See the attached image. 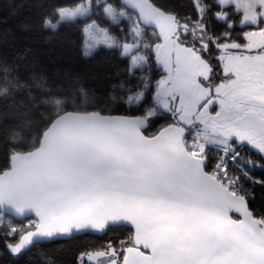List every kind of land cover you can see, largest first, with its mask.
I'll return each mask as SVG.
<instances>
[{"label": "snow or ice", "instance_id": "6c2138e0", "mask_svg": "<svg viewBox=\"0 0 264 264\" xmlns=\"http://www.w3.org/2000/svg\"><path fill=\"white\" fill-rule=\"evenodd\" d=\"M40 23L127 64L98 94L0 61L9 253L92 234L75 264H264V0H53Z\"/></svg>", "mask_w": 264, "mask_h": 264}, {"label": "trees", "instance_id": "16d2710c", "mask_svg": "<svg viewBox=\"0 0 264 264\" xmlns=\"http://www.w3.org/2000/svg\"><path fill=\"white\" fill-rule=\"evenodd\" d=\"M51 2L53 0H0V61L21 64V75L24 78H27L30 71L23 68L26 62L35 65L39 72L52 81L62 82L67 76L79 79L85 88L98 94H107L114 83H119L115 74L123 71L127 61L104 49H98L92 56L85 57L81 31L75 25L61 26L56 32L43 28L41 17ZM55 2L70 3L71 0ZM158 2L174 4L179 0ZM153 76L157 74L153 72ZM4 110L5 106L0 105V111ZM6 122L12 121L9 119ZM251 155L255 157V153ZM3 156L4 152L0 149V161ZM252 175L264 177V168L254 169ZM254 192L255 200L250 201L251 207L255 210L264 209V190L256 186ZM101 239L88 234L52 241L20 256L11 255L0 239V264H75L80 249L89 242L99 243Z\"/></svg>", "mask_w": 264, "mask_h": 264}, {"label": "water", "instance_id": "95a60500", "mask_svg": "<svg viewBox=\"0 0 264 264\" xmlns=\"http://www.w3.org/2000/svg\"><path fill=\"white\" fill-rule=\"evenodd\" d=\"M90 235H92V234H90ZM82 236V235H81ZM94 236H96V235H94ZM99 237V236H98ZM61 240H68V239H61ZM55 241H57V240H55Z\"/></svg>", "mask_w": 264, "mask_h": 264}, {"label": "rangeland", "instance_id": "374dc122", "mask_svg": "<svg viewBox=\"0 0 264 264\" xmlns=\"http://www.w3.org/2000/svg\"><path fill=\"white\" fill-rule=\"evenodd\" d=\"M257 169H259V168H257Z\"/></svg>", "mask_w": 264, "mask_h": 264}]
</instances>
